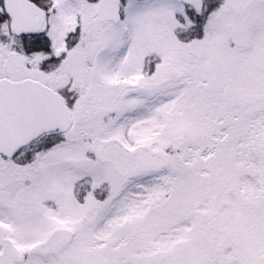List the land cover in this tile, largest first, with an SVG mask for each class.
I'll return each mask as SVG.
<instances>
[{
	"label": "snow or ice",
	"instance_id": "1",
	"mask_svg": "<svg viewBox=\"0 0 264 264\" xmlns=\"http://www.w3.org/2000/svg\"><path fill=\"white\" fill-rule=\"evenodd\" d=\"M0 264H264V0H0Z\"/></svg>",
	"mask_w": 264,
	"mask_h": 264
}]
</instances>
